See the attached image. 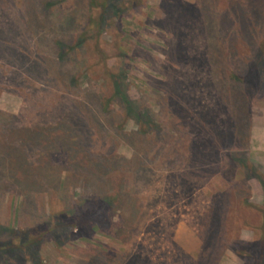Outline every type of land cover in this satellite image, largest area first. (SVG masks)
<instances>
[{"label": "rangeland", "instance_id": "obj_1", "mask_svg": "<svg viewBox=\"0 0 264 264\" xmlns=\"http://www.w3.org/2000/svg\"><path fill=\"white\" fill-rule=\"evenodd\" d=\"M8 1L0 230L67 220L119 193L108 224L45 237L38 264H252L264 196L250 178L251 168L264 174V0H113L119 10L106 11L100 34L89 0ZM10 16L27 26L9 30ZM111 72L125 74L142 128L119 101L101 111L115 135L81 107L110 97ZM57 95L66 105L49 113ZM234 241L251 242L242 258ZM23 259L13 264H32Z\"/></svg>", "mask_w": 264, "mask_h": 264}, {"label": "trees", "instance_id": "obj_2", "mask_svg": "<svg viewBox=\"0 0 264 264\" xmlns=\"http://www.w3.org/2000/svg\"><path fill=\"white\" fill-rule=\"evenodd\" d=\"M121 1V0H120ZM43 5H49V2L46 0L43 1ZM113 0H89V6L92 8L94 6L100 7L101 13L96 19H91L90 21L95 22V29L93 30L94 33L100 34L103 25V18H105V13L108 10H111L113 8H117L114 11H118V7L115 4H112ZM8 0H0V8H2L5 5H8ZM112 4V5H111ZM120 4V3H119ZM11 22L8 25L9 30H14L18 21V26H27V19L26 18H18L15 19L12 16H10ZM8 31V30H7ZM11 32L6 33V37L8 39ZM261 49L264 47V40L260 43ZM260 55H263L262 52ZM57 75H61L59 77V80L62 82H66V86L70 88L77 87V77L71 76L67 71L59 70L57 71ZM233 77H237L233 74ZM125 80V74H121L120 72L115 74L114 72H111L107 77L106 81L108 84V87H110V97L105 100V102H101V100H97V103L95 105H92L94 107H90L85 103V106L81 105L83 109L87 108L88 111H91V120L96 125L97 129L101 131L108 132V129L105 130L104 128L107 127V124H109V128H114L112 131V134H117V131L119 130L117 126L113 125V122H109L105 116L104 113H102V110H106L109 104V101L116 100L119 101L123 106H125V114L127 116H130L135 120V123L139 128H142L143 124L146 123L143 119H146V114L141 113L138 111L137 107L133 105L132 101L129 99L126 91V84L124 82ZM65 85V84H64ZM101 102V103H100ZM49 113L54 112V114H58L60 110L64 108L66 105V102H64L63 98L60 96L52 97L49 99L46 103ZM53 110V111H52ZM143 131V130H142ZM25 141H28V139H25ZM22 146V145H21ZM21 148H24L22 146ZM36 164V163H35ZM42 164V163H41ZM31 165V164H30ZM40 168V167H38ZM246 168V165L244 166ZM252 173L250 174V178H253L257 181L261 189L263 190L264 195V174L259 171H255L252 169ZM119 193H114L111 195H106L104 197L99 198L95 203L94 207L86 208L76 217H70L69 219H58L57 221L53 222L52 220H47L45 222H42L38 225H35L33 227L23 228V229H17V228H6V232L3 230H0V233L5 232V236L3 238H0V264H13V261L17 258L18 255H23V261H31L32 264H38L40 261V257L38 255L37 246L38 244L45 239L47 236H51L54 233H57L59 231L63 230H71V229H77L81 233L84 232L88 227L97 228L99 229L101 226L108 224V221H110L108 210L112 207L113 203L117 200H119ZM242 206L245 208H252L254 209V206L248 201L243 200L240 202ZM258 213L260 214V223L257 225L255 229V241L253 242L254 251L247 253L253 263L252 264H264V196H263V204L258 209ZM204 235L207 237L209 235V228H206L204 230ZM251 245L250 243H240L239 241H234L231 244V249L239 256L243 257L245 252L248 251L249 247ZM245 255V256H246Z\"/></svg>", "mask_w": 264, "mask_h": 264}]
</instances>
